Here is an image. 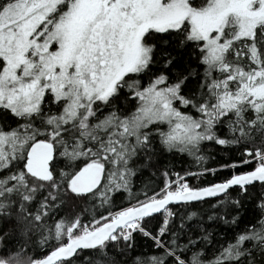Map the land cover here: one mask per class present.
<instances>
[{
  "label": "snow or ice",
  "instance_id": "1",
  "mask_svg": "<svg viewBox=\"0 0 264 264\" xmlns=\"http://www.w3.org/2000/svg\"><path fill=\"white\" fill-rule=\"evenodd\" d=\"M0 264H264V0H0Z\"/></svg>",
  "mask_w": 264,
  "mask_h": 264
},
{
  "label": "trees",
  "instance_id": "2",
  "mask_svg": "<svg viewBox=\"0 0 264 264\" xmlns=\"http://www.w3.org/2000/svg\"><path fill=\"white\" fill-rule=\"evenodd\" d=\"M209 155H215V151L214 150H209L208 152ZM221 159L220 157H217V160ZM169 165L178 172H183L184 170L190 168L192 166V161L190 158L186 157V156H181L179 154L172 156L170 158V160L168 161ZM209 164L211 166H217L215 161L209 160ZM220 177H212V176H208L206 179H202L201 181H199V183H203V184H207L213 180H219ZM147 250V249H145Z\"/></svg>",
  "mask_w": 264,
  "mask_h": 264
}]
</instances>
